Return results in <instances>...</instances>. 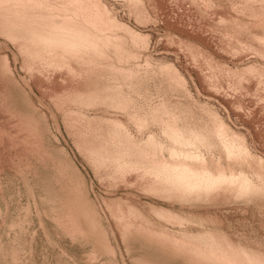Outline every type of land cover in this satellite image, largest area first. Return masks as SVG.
I'll list each match as a JSON object with an SVG mask.
<instances>
[{
  "label": "rangeland",
  "instance_id": "obj_1",
  "mask_svg": "<svg viewBox=\"0 0 264 264\" xmlns=\"http://www.w3.org/2000/svg\"><path fill=\"white\" fill-rule=\"evenodd\" d=\"M0 264H264V0H0Z\"/></svg>",
  "mask_w": 264,
  "mask_h": 264
},
{
  "label": "bare ground",
  "instance_id": "obj_2",
  "mask_svg": "<svg viewBox=\"0 0 264 264\" xmlns=\"http://www.w3.org/2000/svg\"><path fill=\"white\" fill-rule=\"evenodd\" d=\"M77 25V24H76ZM69 27V26H68ZM74 27V26H73ZM70 28V27H69ZM72 28V27H71ZM73 29V28H72ZM76 29V28H75ZM78 29V28H77ZM74 30V29H73ZM76 31V30H75ZM73 32L72 31V34L74 33H79V32ZM81 32V31H80ZM67 33H69V32H67ZM84 33V32H83ZM83 33H81V35H85V34H83ZM88 34V33H87ZM62 35V34H61ZM63 35H65V33L63 34ZM76 35V34H75ZM81 35H80V37H81ZM59 36H60V34H59ZM66 36H68V34L66 35ZM77 36H78V34H77ZM88 36V35H87ZM75 37V36H74ZM73 37V38H74ZM85 37V36H84ZM63 39L65 38V36H63L62 37ZM87 38V37H86ZM66 39V38H65ZM79 39V38H78ZM81 39V38H80ZM88 39H89V37H88ZM67 40V39H66ZM70 40H71V38H70ZM75 40V39H74ZM63 41H65V40H63ZM76 41V40H75ZM78 41V40H77ZM76 41V42H77ZM83 41V40H82ZM85 41V40H84ZM70 42H73V41H70ZM66 43H67V41H66ZM78 43V42H77ZM82 43V42H81ZM80 44V43H79ZM83 45H84V43H82ZM71 45V44H70ZM73 45V44H72ZM175 127V126H174ZM216 128V127H215ZM221 128V127H220ZM183 129V128H182ZM181 129V131H183ZM186 129V128H185ZM222 129V128H221ZM221 129H219V130H221ZM169 130V129H168ZM195 130V129H194ZM194 130H192V132H191V129H190V131L188 132V131H184L183 133H181L180 131H177V129H176V131H175V129H173V130H171V133L169 134V135H171L170 137L176 142V143H180V146L178 147V146H176V147H178V148H174L173 149V147L171 148L170 146V148H171V150H172V153L174 154V153H182L184 156H187V157H197V153L196 154H193L191 151H190V149L189 150H185V148L183 147H181L182 145L181 144H186V146H190L189 144H191V146L194 144V143H196V141L198 142L199 140L200 141H202V139L203 138H201V136H203L201 133H196V130L194 131ZM193 131H194V133H193ZM214 131V130H213ZM186 132H188V133H186ZM219 132H222V131H219ZM213 133V132H212ZM187 134V135H186ZM200 134H201V136H200ZM220 134V133H219ZM225 134V133H224ZM206 135V134H205ZM216 135V134H215ZM221 135V134H220ZM220 135H218V136H220ZM207 136V135H206ZM223 136V135H222ZM227 137V136H226ZM201 138V139H200ZM233 140V139H232ZM172 141V140H171ZM224 141V140H223ZM227 141H229V140H227ZM231 141V140H230ZM152 142H154L153 140H152ZM151 142V143H152ZM206 142H208V141H206ZM232 142V141H231ZM233 142H235V141H233ZM200 143V142H199ZM198 143V144H199ZM204 143H205V141H204ZM203 143V144H204ZM227 143H229V142H226V145H227ZM237 143V142H236ZM173 144H175V143H173ZM177 144V145H178ZM201 144H202V142H201ZM200 144V145H201ZM207 144V143H206ZM225 144V143H224ZM229 144H232V143H229ZM241 144V143H240ZM172 145V144H171ZM196 145V144H195ZM209 145V144H208ZM233 145V144H232ZM236 145V144H235ZM174 146V145H173ZM175 147V146H174ZM181 147V148H180ZM197 147V146H196ZM230 147H231V145H230ZM192 148V147H191ZM231 148H234L233 146L231 147ZM237 148V147H236ZM242 148V147H241ZM184 149V150H183ZM188 149V148H187ZM225 149H226V152L228 153V154H231V152H232V154H234L233 153V151L232 150H234V149H229V147H228V145L227 146H225ZM238 149V148H237ZM194 150V149H193ZM198 150V149H197ZM240 151V150H239ZM196 152V151H195ZM234 152H236V150H234ZM238 155V154H237ZM243 157V156H242ZM164 160V159H163ZM166 160V159H165ZM173 160V159H172ZM171 160V161H172ZM188 161V160H187ZM183 162V161H182ZM185 162V161H184ZM192 162V161H191ZM193 162H195V161H193ZM178 163H179V161H178ZM197 163V162H196ZM166 164V163H165ZM174 164V163H173ZM172 164V165H173ZM201 164H203V163H201ZM168 165V164H167ZM200 167H198V165L197 166H193V165H190V164H188V163H181L180 162V164H177V165H174V166H171V163H170V165L167 167V166H165L166 167V169L163 171V168H161L162 170V172H165V174L167 173V175L169 174L170 176H168V179H169V182H168V179H167V182L168 183H170L169 185L170 186H172V185H174V188H175V186L176 187H178V188H180V189H183V190H186V191H193V190H195V191H197V190H200V189H205V191H206V189L208 190V189H210L211 190V188L212 187H215V186H217L218 187V185L220 186V184H223V183H227V185L229 184V183H235V184H238L239 185V187H240V189H242L241 187L243 186V182L244 181H246L247 182V179L246 178H244V179H246V180H244L243 179V176H245V175H243V176H240L239 175V173L237 174V175H239V176H237L236 178H235V175L233 176L232 174H227L226 172H224V171H212V170H210L209 168H206V167H204L203 165L201 166V165H199ZM222 169V168H221ZM156 170V169H155ZM154 170V171H155ZM158 170V169H157ZM159 171V170H158ZM160 171V172H161ZM156 172V171H155ZM228 172V171H227ZM231 172H233V171H231ZM229 173H230V171H229ZM156 174H157V172H156ZM162 175H163V173H162ZM161 175V176H162ZM157 176V175H156ZM163 177V176H162ZM238 177H242L241 178V180H240V178H238ZM164 178V177H163ZM167 178V177H166ZM161 181H162V179H161ZM236 181H238L237 183H236ZM165 182V181H164ZM226 185V184H225ZM247 184H245V186H244V188L245 187H247L246 186ZM173 187V186H172ZM171 187V188H172ZM173 189V188H172ZM178 190V189H177ZM203 191V190H202ZM207 192V191H206Z\"/></svg>",
  "mask_w": 264,
  "mask_h": 264
}]
</instances>
